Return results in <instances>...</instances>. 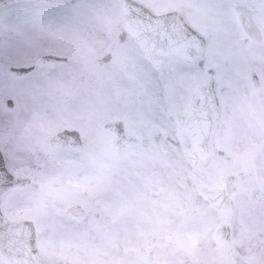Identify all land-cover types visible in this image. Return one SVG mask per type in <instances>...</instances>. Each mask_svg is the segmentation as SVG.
Here are the masks:
<instances>
[{
    "label": "snow or ice",
    "instance_id": "6c2138e0",
    "mask_svg": "<svg viewBox=\"0 0 264 264\" xmlns=\"http://www.w3.org/2000/svg\"><path fill=\"white\" fill-rule=\"evenodd\" d=\"M55 8L0 45V264H264V0Z\"/></svg>",
    "mask_w": 264,
    "mask_h": 264
},
{
    "label": "rangeland",
    "instance_id": "374dc122",
    "mask_svg": "<svg viewBox=\"0 0 264 264\" xmlns=\"http://www.w3.org/2000/svg\"><path fill=\"white\" fill-rule=\"evenodd\" d=\"M62 0H49L44 3L40 2H17L7 6L0 7V45L15 43V37L12 33L6 31L5 25L10 21H22V20H32V19H43L48 14L55 12V6L61 3ZM0 54L6 55L3 49H0ZM23 76V75H22ZM123 79V77H121ZM7 90H11V86L5 82ZM114 87L113 82L108 81L99 85V91L102 96H107L112 88ZM13 106V105H12ZM240 184L242 186H246L247 188L253 184V176L242 177L240 180ZM251 193V192H250ZM247 194V192H246ZM256 197L245 198V190L241 191V200L243 203V209L247 217H251V214H247V211L254 210ZM50 209H46L45 211H49ZM254 213V211H253ZM252 213V214H253ZM41 218L46 219L43 214H40ZM237 222L240 220V212L237 211L236 216ZM92 243H99L98 239H93ZM202 247L207 248L208 245L205 243Z\"/></svg>",
    "mask_w": 264,
    "mask_h": 264
},
{
    "label": "water",
    "instance_id": "95a60500",
    "mask_svg": "<svg viewBox=\"0 0 264 264\" xmlns=\"http://www.w3.org/2000/svg\"><path fill=\"white\" fill-rule=\"evenodd\" d=\"M21 1H27V2H40V3H44L47 2L49 0H0V7L9 5V4H13V3H17V2H21ZM12 71L16 72L17 75L22 76L25 75V71L24 69H12ZM9 105L12 106V102H9Z\"/></svg>",
    "mask_w": 264,
    "mask_h": 264
},
{
    "label": "flooded vegetation",
    "instance_id": "af4514ba",
    "mask_svg": "<svg viewBox=\"0 0 264 264\" xmlns=\"http://www.w3.org/2000/svg\"><path fill=\"white\" fill-rule=\"evenodd\" d=\"M254 182H255V177L253 176V184H254ZM253 184L251 185V188L250 187H246V190H245V198H243V199H246V198H252V197H255V196H257L258 195V193L253 189ZM246 192H247V194H246ZM251 192V193H250ZM253 211H255V208H254V210H251V211H247V214H251L252 215V213H253Z\"/></svg>",
    "mask_w": 264,
    "mask_h": 264
}]
</instances>
